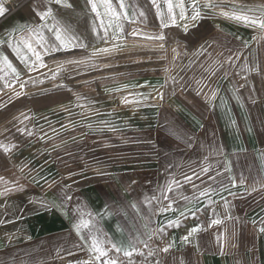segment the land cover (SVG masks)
I'll use <instances>...</instances> for the list:
<instances>
[{"label":"crops","instance_id":"obj_1","mask_svg":"<svg viewBox=\"0 0 264 264\" xmlns=\"http://www.w3.org/2000/svg\"><path fill=\"white\" fill-rule=\"evenodd\" d=\"M11 2L14 11L0 18V40L10 33L14 39L27 36L25 26L39 23L28 7L18 4H35L40 10L49 6L45 0ZM189 2L184 0L188 15ZM90 14L97 44L100 38L92 25L99 21ZM86 21L83 16L82 28ZM215 29L221 37L219 51L226 59L233 57L232 69L221 65L208 86L194 88L183 80L181 91L158 104L144 125L90 131L56 150H19L20 139L0 137V261L83 264L88 253L77 246L74 224L84 213V219L125 250L132 244L146 253V245L162 248L174 241L170 253L161 254L164 264H179L180 257L186 264H264V233L258 230L264 226V88L244 87L249 82L242 76L245 67L252 81L264 79L252 76V67L258 66L250 57L253 47L229 28ZM45 36L51 38L47 32ZM4 50L16 68L24 65L6 44L0 47ZM0 75L1 98L6 86L4 73ZM204 189L209 192L200 197ZM65 194L72 200L64 201ZM41 202L50 208L45 210ZM170 202L172 209L157 211ZM217 218L222 222L209 227ZM198 225L201 230L192 242L184 243L182 237ZM161 227L163 234L157 232Z\"/></svg>","mask_w":264,"mask_h":264},{"label":"rangeland","instance_id":"obj_2","mask_svg":"<svg viewBox=\"0 0 264 264\" xmlns=\"http://www.w3.org/2000/svg\"><path fill=\"white\" fill-rule=\"evenodd\" d=\"M69 3L72 8L51 5L60 15L55 17L56 21L78 35L86 47H69L51 53H43L38 48L46 67L29 72L25 65L18 66L20 76L15 80L4 73L6 87L0 98V137L20 139L19 150H56L63 145L70 146L90 131L139 127L154 116L158 104L170 101L181 91L183 80L194 88L208 86V81L220 73L221 65L223 69L231 68L225 54L218 49L221 37L215 29L217 26L229 28L253 47L250 57L258 66L252 67V76L264 79V39L253 40L254 36L260 37V30L221 14L222 10L249 6L254 9L250 14L258 16L260 11L256 6H264V0H198L202 18L198 27H190L187 34L182 27L184 21H178L180 26L161 28L150 0H125L129 14L143 10L146 16H135V23L124 21V30L116 40L105 43L101 34L97 44L92 41L91 14L85 2L69 0ZM159 3L166 18L167 5L163 0ZM113 5L118 8L117 0H113ZM100 11L103 12V8ZM174 11L178 13L179 9L174 8ZM83 16L87 18L84 28L81 26ZM133 29L150 36L159 33L165 39L133 37L129 35ZM201 44L207 51L202 55L194 54ZM105 47L113 51L92 55ZM214 47L217 50H213ZM4 55L11 56L7 50ZM250 74L245 67L242 76L249 82L244 81V87L249 83L252 88H264V82L252 81ZM25 81L27 83L21 88L20 84ZM9 83L12 87L7 86ZM159 93L164 94L163 99L159 98ZM133 260L141 261L142 257L134 255Z\"/></svg>","mask_w":264,"mask_h":264},{"label":"snow or ice","instance_id":"obj_3","mask_svg":"<svg viewBox=\"0 0 264 264\" xmlns=\"http://www.w3.org/2000/svg\"><path fill=\"white\" fill-rule=\"evenodd\" d=\"M163 2L167 5V13L166 18L165 14L162 13L160 8L159 0H150V3L155 8L157 18L160 20L161 28H168L170 26H180L178 21H184L182 27L185 34L188 33L189 28L198 27V21L202 18V13L200 7L198 6V0H190L189 7L191 14H187V9L185 7L184 0H163ZM45 3L49 5L45 10H40L35 6V4L25 5L23 3L18 4V8L28 7L35 16L38 17L39 23L37 25H26L25 31L27 32V36H22L19 39H14V35L12 33L9 34L7 40H0V47L7 45V48L10 49L13 54L25 65L29 72L38 70L39 68L46 67L42 52L38 50L42 49L43 53H51L54 51H59L61 49L67 50L69 47L71 48H84L86 45L81 41V38L78 35H75L71 32L69 28L61 25L56 21L54 11L50 5L56 4L64 8H72V4L69 3V0H45ZM117 7H114L113 0H85V7L90 10V13L94 14V20L99 21L98 24L92 25V31L100 38V31L103 30V37L105 43H108L110 39L116 40L118 39V34L123 32V22L128 21L131 23H135L134 17L140 16L145 17L146 13L141 10L138 13L133 11L131 14L128 12L129 5L125 3V0H117ZM208 6V5H206ZM211 7H219V5H211ZM103 8V12L100 9ZM174 8H178L179 12L176 13ZM256 8L260 11V15L250 14L254 11L252 7L245 6L239 10H231V11H221V14L234 19L237 22L245 23L249 27L258 28L261 32L260 37H253V40L264 39V6H256ZM10 11V9L6 8L3 4H0V18L5 17V15ZM49 20L52 23H49ZM191 22V23H189ZM111 29V33L109 32ZM45 32L51 34V38H46ZM129 35L136 37L141 36L144 39L149 40H161L165 39V36L157 33L155 36H150L146 33L139 32L136 29H133ZM207 43V42H205ZM210 46V45H209ZM244 46H247L245 42ZM114 47H119V45H115ZM163 47V44L160 45ZM113 51V48L105 47L98 49L96 52H93L92 55L95 56L99 53H109ZM176 49H173L175 53ZM207 49L204 44H201L197 49L196 53L198 55L204 54ZM239 51L235 53L236 58H239ZM68 63H75V61H68ZM226 63L234 64L233 58L228 57ZM0 73H5L10 75L12 79H19L20 72L17 68L12 64V62L8 59V56L4 55L0 52ZM228 74V70H225L224 75ZM55 78V74L52 77ZM0 79H4L3 75H0ZM36 83L37 81H32ZM42 82V81H40ZM24 83L20 84V87L23 88L25 86ZM198 83H202V81H198ZM8 87H12V84L9 83ZM203 89L197 90V95ZM19 95V93H17ZM163 93H159V98L163 99ZM207 95V94H206ZM211 96L215 97L216 92L212 91ZM232 124H235V121H232ZM23 131V130H21ZM31 135V132H29ZM190 139V138H189ZM4 151H8L7 148ZM227 170H230V163L226 166ZM205 174L208 173L209 169L204 167L201 169ZM189 182L191 181L190 176L185 177ZM179 184V181H176ZM233 186L235 187V181H233ZM264 188V186H262ZM16 189H6L5 191H14ZM169 191H171V187L169 186ZM209 189H204L199 193L200 197H204L208 194ZM0 195H4V193H0ZM167 199V196L164 197ZM184 199H187L186 197ZM72 197L65 194L64 201H71ZM45 208L48 210L50 208L49 205L41 202ZM213 203H215L213 201ZM63 206V202L61 204ZM133 208H136L137 205H131ZM173 204L170 202L167 208H159L157 211L165 212L172 209ZM225 207H227V202H225ZM188 213L181 212V216H186ZM91 216V213L87 214ZM194 216L195 213L193 212ZM84 213L79 214V220L74 224V231L78 237V247L81 251L87 249V259L83 261V264H164V261L160 258L161 254H169L170 251L174 247V241H169L165 244L164 247L158 248L152 245H146L147 252H142L137 249L134 245L129 244V250H125L122 246L110 242L108 238L102 233L101 229L93 223L91 220H86L83 218ZM228 219H232V217H228ZM222 221L217 218L212 220L211 224H220ZM255 223V221H253ZM169 226L178 227L179 224ZM83 230H87L84 232ZM201 230V227L194 226L192 227L187 235L182 237V241L186 244L191 243V238L193 235ZM259 232L264 233V226L259 227ZM165 231L164 227L157 229V232L163 234ZM156 235V233H153ZM139 239V237H137ZM151 239V237H149ZM235 247V244L232 245ZM221 251H223V245H221ZM110 253H115V255H110ZM134 255H139L142 257L141 261H134ZM123 257L124 259H122ZM179 264H186L183 257L178 258ZM0 264H5L4 261H0Z\"/></svg>","mask_w":264,"mask_h":264},{"label":"built area","instance_id":"obj_4","mask_svg":"<svg viewBox=\"0 0 264 264\" xmlns=\"http://www.w3.org/2000/svg\"><path fill=\"white\" fill-rule=\"evenodd\" d=\"M0 4H3L6 8L10 9L7 14H10L14 11V6H12L11 0H0Z\"/></svg>","mask_w":264,"mask_h":264}]
</instances>
